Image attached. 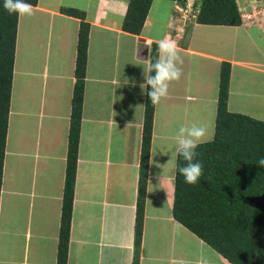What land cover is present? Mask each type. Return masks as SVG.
<instances>
[{"label": "crops", "instance_id": "obj_1", "mask_svg": "<svg viewBox=\"0 0 264 264\" xmlns=\"http://www.w3.org/2000/svg\"><path fill=\"white\" fill-rule=\"evenodd\" d=\"M200 1L178 0L190 5L184 16L173 0H152L139 34L122 28L129 0H37L33 15H18L0 264H57L79 12L89 30L65 264H231L173 218L175 175L170 165L157 166L171 153L158 149L194 122L213 138L225 63L227 109L264 122V0H258L259 22L248 25L196 22ZM249 1L236 0L246 10ZM161 39L176 43L183 74L153 109L149 161L155 162H148L143 231L135 245L146 97L140 85ZM8 156L13 176L20 175L14 180L6 179Z\"/></svg>", "mask_w": 264, "mask_h": 264}, {"label": "trees", "instance_id": "obj_2", "mask_svg": "<svg viewBox=\"0 0 264 264\" xmlns=\"http://www.w3.org/2000/svg\"><path fill=\"white\" fill-rule=\"evenodd\" d=\"M152 0H129L123 19L125 31L139 34ZM35 5L37 0H24ZM0 0V190L13 75L18 14H9ZM75 12V11H74ZM76 13V12H75ZM81 19L75 61L64 191L61 209L57 264H65L75 182L77 146L88 43L89 25ZM195 21L202 24L241 23L236 0H201ZM153 52L150 62H155ZM220 72L214 135L196 149L194 162L202 164V175L194 185L185 183L177 171L174 176L173 218L193 232L231 264H264V213L246 198L264 193V122L227 109L229 70ZM155 73L153 72L152 75ZM146 88L141 142L140 172L134 224L135 245L140 244L146 177L153 125V109ZM177 164L187 162L177 158Z\"/></svg>", "mask_w": 264, "mask_h": 264}, {"label": "clouds", "instance_id": "obj_3", "mask_svg": "<svg viewBox=\"0 0 264 264\" xmlns=\"http://www.w3.org/2000/svg\"><path fill=\"white\" fill-rule=\"evenodd\" d=\"M3 6L9 14L31 16L34 13L33 6L25 3L24 0H4ZM182 64L183 59L176 43L161 39L158 44V58L154 63L149 62L146 67L144 66L145 83L140 85L141 89L151 86L148 96L152 105H159L163 99L169 96L170 84L173 81L178 82L183 74ZM153 72L154 75H152ZM207 135L208 129L203 124L194 122L190 125H181L176 132L174 143L158 149L164 155L171 153V157L166 164L157 166L165 170V167L170 165L169 171L173 176L178 171L184 177L185 183L196 184L202 175V164L194 162V158L197 156L196 149L205 141ZM150 152L152 157L157 154V150ZM178 157H182L187 163L179 166L176 162ZM149 162L154 163L155 161L150 160ZM258 164L264 167V159H260Z\"/></svg>", "mask_w": 264, "mask_h": 264}, {"label": "built area", "instance_id": "obj_4", "mask_svg": "<svg viewBox=\"0 0 264 264\" xmlns=\"http://www.w3.org/2000/svg\"><path fill=\"white\" fill-rule=\"evenodd\" d=\"M174 1V9L175 11L183 14L184 16L188 14V11H191L190 5L189 7L187 6H182L178 0H173ZM262 12L264 11V2L262 3ZM240 11V18L241 22L244 25H248L250 23H258L259 22V16H260V11L261 9L259 8V3L257 0H250L249 1V9H239Z\"/></svg>", "mask_w": 264, "mask_h": 264}, {"label": "water", "instance_id": "obj_5", "mask_svg": "<svg viewBox=\"0 0 264 264\" xmlns=\"http://www.w3.org/2000/svg\"><path fill=\"white\" fill-rule=\"evenodd\" d=\"M141 51H143V53L146 55L147 51L145 48H143ZM246 201L264 213V193L255 196H249L246 198Z\"/></svg>", "mask_w": 264, "mask_h": 264}, {"label": "rangeland", "instance_id": "obj_6", "mask_svg": "<svg viewBox=\"0 0 264 264\" xmlns=\"http://www.w3.org/2000/svg\"><path fill=\"white\" fill-rule=\"evenodd\" d=\"M241 23H242V22H241ZM243 25H244V24H243ZM213 135H214V134H213ZM208 137H209V135H207V137H206V141L210 139V138H208ZM20 160H22V159H20ZM24 160H27V159H24ZM7 162H8V166H7V171H8V172L6 171V173H7V175H6V179H7V178H12V177H13L11 180H14L15 177H18V176H20V175H19V173H18V174L15 173V175H14L15 177H14L13 174H12L11 169H13V168L10 167V166L12 165V163H11V162H12V160H11V156H8V157H7ZM9 163H11V164L9 165ZM9 167H10V168H9ZM28 167H30V165H28ZM28 169H29V168H27V170H28ZM28 173L30 174L31 171H29ZM29 177H30V176H28V180H27V181H30V178H29ZM20 178H21V177H20ZM7 181H8V180H7Z\"/></svg>", "mask_w": 264, "mask_h": 264}]
</instances>
